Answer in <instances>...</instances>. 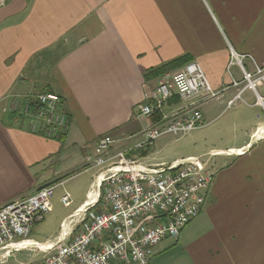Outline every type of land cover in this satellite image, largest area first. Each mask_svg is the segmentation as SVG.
Returning <instances> with one entry per match:
<instances>
[{
  "label": "crops",
  "instance_id": "obj_1",
  "mask_svg": "<svg viewBox=\"0 0 264 264\" xmlns=\"http://www.w3.org/2000/svg\"><path fill=\"white\" fill-rule=\"evenodd\" d=\"M184 54L221 92L202 107L203 121L213 122L214 110L226 108L238 88L240 100L252 101L248 107L259 113L223 118L218 146L208 152L243 153L212 158L215 173L198 215L177 239L155 247L151 264H264V137H257L264 81L256 93L244 89L241 72V66L253 73L264 65V0H6L0 5V207L77 170L90 173L63 224L86 201L96 173L82 171L84 156L105 135L116 140L114 150L141 139L154 118L140 116L139 106L162 75L144 73ZM38 91L58 94L69 118L57 138L3 113L9 98ZM158 139L144 162H169Z\"/></svg>",
  "mask_w": 264,
  "mask_h": 264
},
{
  "label": "built area",
  "instance_id": "obj_2",
  "mask_svg": "<svg viewBox=\"0 0 264 264\" xmlns=\"http://www.w3.org/2000/svg\"><path fill=\"white\" fill-rule=\"evenodd\" d=\"M5 1L0 0V5ZM233 57L240 63L241 58ZM241 72L244 89L256 93L257 83L264 81V65H256L253 73L241 66ZM239 83L234 81L233 85ZM241 92L238 88L226 108L241 99ZM22 97H36L26 103V116L30 119L42 114L46 122L20 119L18 125L47 138L59 137L69 121L60 96L42 91L12 99ZM220 97L221 92L212 88L196 61L163 73L145 92L139 106L143 118L157 117L140 132L141 139L129 148L114 150L116 140L105 135L97 139L93 152L84 156L82 171L95 170V176L86 201L62 224L55 240L42 242L47 245L40 247L42 243L29 234L32 225L51 211L52 192L62 182H52L0 207V264L12 253L31 248L44 252V256L37 262L19 264H151L155 247L166 237L177 239L198 215L215 173L212 158L240 155L243 150L210 151L206 156L159 163L132 158L130 153L150 148L165 135H184L203 126L202 107ZM174 100L177 103L166 110ZM258 131L257 137H264V127ZM60 200L69 206L70 194L64 192ZM69 222L72 226L65 231Z\"/></svg>",
  "mask_w": 264,
  "mask_h": 264
},
{
  "label": "rangeland",
  "instance_id": "obj_3",
  "mask_svg": "<svg viewBox=\"0 0 264 264\" xmlns=\"http://www.w3.org/2000/svg\"><path fill=\"white\" fill-rule=\"evenodd\" d=\"M230 66L231 65H229V70L232 69ZM38 92L40 93L42 91ZM35 100L36 97H22L17 99V101L16 99L9 98L3 105L5 108L3 113L11 114L16 124L22 122V119H34L46 122V117L42 114H37V117L29 119V117L24 113L26 103L31 101L33 102ZM251 102L252 101L245 99L236 101L228 108H225L224 105L220 106L218 111L214 110L215 114L219 115L213 122L208 123L207 121H203V126L195 128L184 135H165L159 138L158 141L162 142V146L159 147L161 148V152L159 153L160 156L169 161L189 155L206 156L208 154V149L218 146L216 131H219V124L223 121L224 117L228 114L259 113L257 108L248 107ZM223 114L226 115L221 117ZM156 118L157 117H154V121ZM144 151L147 154L149 152V148ZM144 151L137 152V154L131 152L130 156L136 159L141 158V156H143L141 154ZM60 181L62 184L57 186L52 192L51 211L47 213L41 221L34 223L31 227L29 238L36 240L37 242L42 243L48 240H55L57 238V235L62 230V224H60L61 219L73 211L76 203L82 197L84 191L88 187V183L90 182V173L84 174L81 170H77L68 175L62 176ZM64 192H68L70 194L71 204L69 206L63 205L60 200V197L64 194ZM76 229L78 228L76 227ZM44 254V252L37 249H24L19 252L12 253L7 262L4 264L37 262L41 260Z\"/></svg>",
  "mask_w": 264,
  "mask_h": 264
},
{
  "label": "trees",
  "instance_id": "obj_4",
  "mask_svg": "<svg viewBox=\"0 0 264 264\" xmlns=\"http://www.w3.org/2000/svg\"><path fill=\"white\" fill-rule=\"evenodd\" d=\"M191 61V56L189 54H184L182 56H179L171 61H168L166 63L161 64L160 66L156 67V68H151L149 70H147L144 73V77L145 78H149V77H155V76H159L161 74H163L166 71L172 70V69H176L182 65H184L185 63ZM154 121V119H153ZM135 154H137V152H133ZM145 151L141 154V155H145Z\"/></svg>",
  "mask_w": 264,
  "mask_h": 264
},
{
  "label": "bare ground",
  "instance_id": "obj_5",
  "mask_svg": "<svg viewBox=\"0 0 264 264\" xmlns=\"http://www.w3.org/2000/svg\"><path fill=\"white\" fill-rule=\"evenodd\" d=\"M71 226H72V222H69L68 224H66L65 225V231L70 230ZM44 245H47V243H45V244L44 243L39 244L40 247H43Z\"/></svg>",
  "mask_w": 264,
  "mask_h": 264
}]
</instances>
